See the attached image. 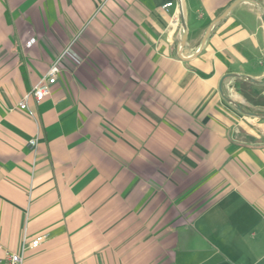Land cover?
<instances>
[{
  "label": "crops",
  "instance_id": "1",
  "mask_svg": "<svg viewBox=\"0 0 264 264\" xmlns=\"http://www.w3.org/2000/svg\"><path fill=\"white\" fill-rule=\"evenodd\" d=\"M232 73L264 77L249 0H0V258L264 264V116L233 102L264 106Z\"/></svg>",
  "mask_w": 264,
  "mask_h": 264
},
{
  "label": "built area",
  "instance_id": "2",
  "mask_svg": "<svg viewBox=\"0 0 264 264\" xmlns=\"http://www.w3.org/2000/svg\"><path fill=\"white\" fill-rule=\"evenodd\" d=\"M172 2H168L164 8L168 10L170 6H172ZM35 42V38L28 42V46H31ZM60 59L56 60L52 66L50 67L47 74L36 84V86L27 93L24 98L20 101L18 107L20 109H27L28 108V99L33 97L36 102H41L47 95H49L52 91L53 86L58 82L59 74H60V66H59ZM30 146L37 147L38 146V138L34 137L29 141ZM43 237H37L30 242H24V248L27 247H36L42 242ZM2 247L0 243V248ZM5 261V264H23L24 259L23 255L20 252L11 251L5 249L4 253V260L0 258V262Z\"/></svg>",
  "mask_w": 264,
  "mask_h": 264
},
{
  "label": "water",
  "instance_id": "3",
  "mask_svg": "<svg viewBox=\"0 0 264 264\" xmlns=\"http://www.w3.org/2000/svg\"><path fill=\"white\" fill-rule=\"evenodd\" d=\"M251 1L252 3L256 4L259 6V8H261L262 10V17L264 18V7L258 3H256L254 0H249ZM226 15V14H225ZM225 16H223L222 18H220L219 22L221 20L224 19ZM216 26V24L210 28V30L208 31L207 35L205 36L204 38V42L202 44V46L204 45L208 35L210 32H212V30L214 29V27ZM186 41H187V25H186V21L183 19V22H182V38H181V43H180V46H179V49L182 51V49L184 48V46L186 45ZM232 76H236L238 78H241V79H245L253 84H256V85H259V86H264V77L262 78H254V77H251V76H246V75H242V74H236V73H232L231 74ZM233 102V101H231ZM235 104V106L245 112V113H248V114H253V115H256V116H261L263 115L264 116V113H255V112H250V111H247L245 110L240 104L236 103V102H233Z\"/></svg>",
  "mask_w": 264,
  "mask_h": 264
},
{
  "label": "trees",
  "instance_id": "4",
  "mask_svg": "<svg viewBox=\"0 0 264 264\" xmlns=\"http://www.w3.org/2000/svg\"><path fill=\"white\" fill-rule=\"evenodd\" d=\"M237 90L252 104L264 106V95L251 82L240 81L237 84Z\"/></svg>",
  "mask_w": 264,
  "mask_h": 264
},
{
  "label": "rangeland",
  "instance_id": "5",
  "mask_svg": "<svg viewBox=\"0 0 264 264\" xmlns=\"http://www.w3.org/2000/svg\"><path fill=\"white\" fill-rule=\"evenodd\" d=\"M261 92V91H260ZM262 93V92H261ZM263 94V93H262Z\"/></svg>",
  "mask_w": 264,
  "mask_h": 264
}]
</instances>
